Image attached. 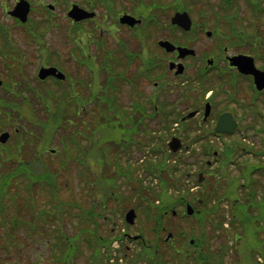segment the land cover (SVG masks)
Returning <instances> with one entry per match:
<instances>
[{
	"label": "rangeland",
	"instance_id": "obj_1",
	"mask_svg": "<svg viewBox=\"0 0 264 264\" xmlns=\"http://www.w3.org/2000/svg\"><path fill=\"white\" fill-rule=\"evenodd\" d=\"M165 8H167L166 11L169 14L163 10L164 13L161 14V18L164 17L163 21L166 20L168 15L173 13L171 4L166 3ZM202 11L203 10H199L198 8H192L193 15L195 18H199V20L202 18V16H206L204 11ZM219 12L224 13L222 10ZM1 13L2 11L0 10V18H2ZM163 32L164 26L161 24L158 26L148 27L143 31V33L152 36L150 37L149 42L154 46L160 36L161 38L167 37V31H165L164 34H161ZM158 34L161 35L157 37L156 35ZM137 37L141 39L140 34H137ZM19 41L20 42H17V45L23 51L25 60H27V62L23 64L25 70H22L25 74L20 72L16 81H12V89L8 87V94L6 88H0V134L2 132H8L12 135L13 139H17L18 135L13 134V131L16 127L23 126V128L31 131V134L29 133V135L24 134L25 140L30 139L32 142L36 143L37 141L39 142V140H41V135L44 140H42L38 149L35 144H33V146L36 147L35 152L29 153L28 151H25L22 153L23 155L8 152L9 146H2L5 145L9 139H7L4 144L0 143V175H2L4 172H7L11 167H17L19 162L22 163V160H25L24 158L29 160L30 165L27 168L30 169L27 171V175L32 177L34 176L33 178H30V180L37 179V183L31 188L33 190L32 196L31 194L25 195L27 196L25 199L30 201L32 200V203L34 205H38L39 207L35 209L37 212L33 211L32 214L27 211L23 212L22 214L18 213L19 211H17V208H23L20 202L21 200L18 201L19 198L17 196L14 197L13 201H8L5 197H2L3 195L7 196L8 191L6 193V189H1L2 187H8V183H10V191L15 192L14 186L12 185V180L8 181V178L6 179L5 177H0V197L2 199L5 198L1 204H5V209L3 208L4 215L2 211H0V264H67V251L71 256V260L69 259V261L72 264H87L89 262V259L87 258L91 253L90 249L96 248L93 244L89 245L88 247L83 246V244H85L83 242L84 235L86 237L90 235L93 237L95 235H102L105 236V238L112 239L124 232L122 230L124 227H127L128 233H131L132 235L137 234L140 227H143L141 229H145L146 217L144 211L146 210H143L145 205L139 201L138 195L133 194L132 199H129V182L132 178L142 177L149 186L152 185L156 187L159 182L154 180L153 175L147 171L146 168L148 167L149 160L156 162L155 159L157 158L154 156H149L151 159L145 158L141 162L140 156L143 153V149L135 147L134 144H128L127 146L125 145L126 142L129 143L131 140L129 137V132L126 133L128 135L127 137L122 138L114 136L116 134L111 135L113 131L121 132L122 127L120 126H122L123 122L117 123L116 128L110 127L103 130L98 121H96V123L86 126L83 129L84 131L81 130V132H84L86 136L84 140H82L81 136L78 137L83 150L82 155H78V159L83 161L79 162L77 160H73L72 157L74 156L75 151L68 149V144L63 145L65 142V135L67 133L74 132L72 129L73 126L68 127L66 119H71L72 121L78 122L82 115L81 105L83 107L85 105L87 115L90 114L93 117V115L96 114L97 107L94 105V102L97 101V99L99 100V97L103 94H99V88H101L100 85H102L101 81L103 80V75H96L98 81H95L96 84L93 87L91 86L93 90H89V87L78 89L79 85L75 84L77 90H71L69 92V95L73 97L75 101L70 99L66 100L65 98H68L67 96L62 99L60 98V93L62 90L66 92L65 90L69 89L67 83L71 77H73L72 83H76V81L79 80H84L85 82L90 81L91 76L83 74V72L79 74L74 73L76 68L75 65L69 64L65 61L64 57L61 58L60 56L59 58H61V63H63L62 61L65 62L63 64V67L66 68L65 71L71 74L66 78L64 83L62 82L58 84L57 82H54L51 84L48 82V85L41 87L33 78V71L36 67V59H33V55L30 52L33 51L32 46L29 45V47H27V45L21 42V40ZM58 41H61L59 34H53L51 44L55 50L61 45V43H58ZM141 43L142 42L137 38L129 36L127 45L130 50H136L137 52V50L140 51V48H142ZM207 43L208 42L206 41L205 44ZM54 55L55 54L53 53V56ZM56 56L57 54L55 57ZM139 62L140 60L137 59L135 65H133L135 69L138 67ZM57 63L59 64L60 62L58 61ZM134 68H129V70L133 71ZM0 71V79H3L8 83L9 77L7 76V73H5L4 70H1V68ZM12 75L13 77L16 76L15 74ZM90 82L92 83V80ZM171 82H174L173 84H175V82L180 84V80L172 79ZM173 84L170 86V89L173 88ZM19 85H23V88H16ZM152 87L153 85L150 83L147 85V89H145L141 84L143 93L145 91H151ZM17 89L19 91H16ZM121 89H123V93L119 97L116 107L118 109H127L126 106L129 102L128 99L132 93L128 86H123ZM12 92L14 93L13 95ZM79 92H82V97L85 99L83 101L85 103H83L80 99L82 97L79 95ZM26 93H29V95L39 99L40 104L36 102L31 103L27 98ZM94 93H96L95 96H93ZM169 94L170 95L168 96L173 98L175 95H178V92L177 90H172L169 92ZM87 102H90V104H86ZM58 104L63 105L61 114L63 113L62 117L64 120H61L60 126L58 128H54L53 131H51L52 122L47 121V119H50L51 113L56 109ZM70 105L77 108L78 115H75L77 110L74 112L71 111L72 107H69ZM185 105L186 104H183L180 108H178L184 111V109H186ZM106 108L108 112H110V115H113V112L108 107ZM44 113L48 116L44 117ZM115 114L118 115L116 112ZM17 115L21 119L18 118ZM120 115L119 118L123 120V115H121V117ZM155 123V120H148V129L153 127ZM78 128L80 127L78 126ZM129 128L132 129L133 126L129 124ZM136 130L137 133L134 134V141L140 136L141 126H139ZM36 135L38 137H36ZM168 139L169 138L166 140L168 141ZM166 140L163 137L161 142L163 148L165 146V142L167 143ZM250 140L256 142V139ZM214 143L216 144V147L217 145L220 146L218 142L215 141ZM257 144H259L258 141ZM51 149H54V152H51ZM146 150L147 148L145 151ZM171 157L174 158L173 156ZM196 157L198 156L191 157L192 159L188 161L190 164L183 166L182 168L179 167L180 170L178 172L183 173V176L180 175L177 177L175 175H171L170 182L171 184H177L178 180H182L181 183H178L180 184V191L183 193L185 198L191 200L195 194L199 199L203 196L204 201H206L209 199V190L214 187L215 190H218V192H216L219 193L218 197H213V200L209 199V202L205 206L202 205L200 209L202 208L207 213H211L215 221L222 220V214H227L226 211L230 209L228 206L230 204L226 201L219 203L218 200L226 197L227 195H230L232 200L238 198L239 186L236 183H227V181L224 180L220 181L219 179H213L210 183H207L206 186L199 185L196 187L195 178L198 174V171L200 170V161L202 160L203 162L206 159V156L203 157L201 154L195 161H193V158ZM237 157L240 158L239 155H237ZM129 158L131 159L129 160ZM247 158L249 161L253 160L249 156ZM242 159L244 158L238 159V162H241ZM129 162L132 164V166H135V168L132 170L130 180L129 176H127L126 179L127 173L125 171L129 170ZM183 168L187 170L186 173L183 172ZM232 168L233 167H231V169ZM261 178V183L264 184V176ZM216 181H219V186L215 185ZM46 182L48 184L51 183V186L56 184L58 197L61 200V204L64 206H62V212L57 214L58 218L56 217V219H51V222L48 218L47 221L49 222V225L43 229L44 225L40 223L42 220H40L38 216V211L42 209V206H46L48 208L49 203H47L45 199L46 195L51 191V187H47ZM114 185L117 186V188L114 189L115 193L113 194V197L117 198L118 200L116 203L112 202L111 204L110 200L107 199L111 196L106 194L110 190V187ZM135 185L139 184L135 183ZM145 187L147 188V186ZM171 193L173 194L172 197H167L165 195L163 196V203L170 207L176 205V209H182L181 207L177 208L178 204L180 203L177 199L179 198L177 191L175 193V191L173 192L172 189ZM260 193H262V191H260ZM107 202L109 207L108 211L103 207L104 205H107ZM130 207L135 208V210L137 209L136 207H138L139 211H136L137 218L134 222V226L129 228V224H127L124 220V215ZM65 209H67V211H65ZM52 213L56 215L55 209L52 210ZM31 218H35L37 227L39 223L42 227L41 233L38 231V228L33 233H30L33 236L32 240L26 237V232L29 231L28 224L23 226V221H29ZM17 219L21 220L22 223L20 227L23 228L16 230L18 232L16 234L17 238L15 241H13V243H10L9 237L15 234L14 231L10 230L9 228L13 226V220ZM10 220L12 221V225H10ZM210 221L211 219L208 222L209 228L211 227ZM182 223H185L184 231L186 235L191 234L199 236L197 228L192 229L190 227L192 224L193 226L196 225V219L189 218L182 221ZM164 225L172 228L171 231H173V227L175 226V224H173L168 218L164 220ZM149 227L153 228L156 226H153V224L150 223ZM204 230L208 233V235H211L210 229L204 227ZM233 230H236L237 232ZM243 231L246 233L244 236ZM248 231V228L247 230H243L239 227L231 229V226L228 231L221 230L219 233L214 235V238L213 236L210 238L213 252L219 248V245L224 246L228 244V242L230 243L232 237L239 238L238 245L235 244V241H231L233 244L232 248L227 251V254L223 257V261L227 264L237 259V264H252L254 258L252 257L249 259L246 258V256L249 257L251 255L252 247L255 244V241L253 236L249 235ZM173 232H176L175 229ZM150 233L151 232L148 234L146 232L145 234L143 232V235L147 240H151L154 236H151ZM67 236L72 239L70 240L71 244H76L79 242L81 247L83 246L82 248L84 250L81 252V255H77L80 253H76V251L72 249L74 244H72L69 248L65 246L63 241ZM36 238L37 241H35ZM241 238L244 239L241 241ZM128 244L129 251H127V253L129 256H131L134 253L136 247L130 242H128ZM233 246L234 248L241 247L239 260L238 257H236V252ZM190 250V253H192V249ZM243 250H245V252H243ZM112 253L117 254L115 251H112ZM112 264H116V262H113Z\"/></svg>",
	"mask_w": 264,
	"mask_h": 264
},
{
	"label": "flooded vegetation",
	"instance_id": "obj_2",
	"mask_svg": "<svg viewBox=\"0 0 264 264\" xmlns=\"http://www.w3.org/2000/svg\"><path fill=\"white\" fill-rule=\"evenodd\" d=\"M159 0H0V68L5 73L16 74L23 72L25 60L23 51L17 42H23L27 47L32 46L33 59H36L34 74L41 68L54 67L65 77H69L61 58L75 65L74 73L91 76L90 81L79 80L71 86L79 85L78 89L93 86L98 81L96 75L118 77L120 84L129 87V14L135 17L134 9L142 8L145 3ZM185 5L210 11L208 17L200 18V28L204 23L212 26L225 24L237 27L233 32L213 34L206 37L203 33L192 32V36L182 35L179 27H174L182 37L170 39L176 46H193L195 53L185 57L193 66L191 82L204 84L199 92L205 97L204 103L209 104V115L203 120V110L199 104L197 116L208 128V134L217 138H238L240 151L256 148L264 151V87L258 89L252 74L240 72L237 67L230 65L228 58L235 55H246L253 58L255 67L264 71V34L256 27L261 25L264 15L258 9L264 10V0H185ZM19 8L21 15L16 14ZM21 9V11H20ZM77 11L76 17L70 15ZM225 11L224 20H218L214 13ZM182 32V33H181ZM59 34L60 47L53 48L52 35ZM185 34V33H183ZM205 39L208 43H203ZM243 43V45H237ZM126 46V47H125ZM255 48V51L250 49ZM161 51V50H160ZM53 53L55 55L53 56ZM168 61L177 60V52L166 53ZM61 56V58H59ZM55 57V58H53ZM35 61V60H34ZM60 62L59 64L57 62ZM1 72V71H0ZM66 78L64 81H66ZM115 78V80H116ZM3 82L5 80L1 79ZM54 78L48 76L39 82H51ZM63 81V83H64ZM68 85V83H67ZM102 85H106L103 78ZM92 86V87H91ZM82 92L80 96L82 97ZM82 99H84L82 97ZM230 113L237 127L231 133H214V128L221 114ZM196 116V117H197ZM250 139H256L252 141ZM257 141L259 144H257ZM253 145V146H252ZM223 148L231 147L223 143ZM253 151L248 152L251 155ZM264 159V154H262ZM262 175L264 176V168ZM257 178H262L257 173ZM120 235L114 238L112 245L118 249L119 256L116 264H129L130 241L133 246H139V238H130L128 228L122 229Z\"/></svg>",
	"mask_w": 264,
	"mask_h": 264
},
{
	"label": "trees",
	"instance_id": "obj_3",
	"mask_svg": "<svg viewBox=\"0 0 264 264\" xmlns=\"http://www.w3.org/2000/svg\"><path fill=\"white\" fill-rule=\"evenodd\" d=\"M131 100L132 101H137V100H135V98H131ZM98 102H99L98 103V107H97V111L98 112H97V114L93 115V117H91V119H90L91 121L90 120H88V121L86 120L84 122H80V121L77 122V121H72L71 119L70 120H67L66 119V123H67L68 127L69 126H73L72 129L74 130L73 133H67L65 135V142L63 143V145L64 144H68V146H67L68 149H72L73 151L76 150L75 152L77 153L78 150L81 149V144L79 143V138L78 137L81 136L82 137V140H84L86 138L84 132H81V130H83L86 126H88V125H90L92 123H96V121H98V123L100 124V126L102 127L103 130H105V128H110V127L111 128H116L117 123L123 122L122 126H120V127H122L121 128V132L118 130L119 132H114L113 131V133H111V135L116 134L114 136H118V138L127 137L128 136L126 134L127 132L135 131L137 129L135 127L140 126V125L143 124V122L140 119L136 120V123H134L133 122V118H131V120H130V121H132V123L131 122L129 123V116H130V112H131V107L130 106H129V111L128 110H125L124 108H121V109H118V108L115 109L114 108L113 115H110V112H108V110L106 108V107H108L109 109L112 108V106L109 105V103H108V98H102ZM136 103H138V102H136ZM69 107H72V110H71L72 112H74L75 110H77V108L76 107H73L72 105H70ZM139 107H142V106L140 104H138L136 106L132 105L131 115H133V112L136 111V109H138ZM62 108H63V105L62 104H58L57 107H56V109L51 113L50 119L49 118L47 119V121L52 122V124H51V131H53L54 128H58L60 126L61 120H64L63 117H62L63 116V113L61 114ZM145 109H146L145 107H142V109H141V113L142 114H143V112H144ZM115 112L118 115H116ZM120 114L123 115V118H122L123 120H121L119 118V115ZM121 115H120V117H121ZM43 116L45 117V116H48V115L44 113ZM100 122H102V123H100ZM165 123H167V122H165ZM129 124L131 126H133L132 129L129 128ZM78 126L80 128H78ZM26 133L28 134V132H26ZM36 137H38V136L36 135ZM24 138H25V136H24ZM42 140H44V138H42V135H41V140H39V142L37 141L36 143L32 142L30 139L29 140H24V141H17L16 140L15 143L13 142L12 144H10L11 146H10L8 152H13L15 154L17 153L19 155H23L22 153H24L25 151H28L29 153L30 152H35L36 147L38 145L40 146ZM25 144H26V146H25ZM33 144H35L36 147L33 146ZM128 144L129 143H127V142L125 143L126 146ZM41 147H43V146H41ZM187 156L188 155H185L186 158H187ZM24 159L25 160H22L23 161L22 163L21 162L18 163L19 165H17V167H11L7 172H4V173H2V175H0L1 178L2 177H5L6 179L8 178L7 179L8 181H11L12 180V185L14 186V191H15V192H11L10 191V189H11L10 188V183H8V187H2V189H1V190L6 189V193L8 191L7 196L6 195H3L2 197H5L8 201H13L14 197L17 196L19 198L18 201L21 200L20 202H21V204L23 206V208H21V209L17 208V211H19L18 213L22 214L23 212L27 211V212H30V214H32V212L35 211V209H37L39 206L38 205H34L32 203V200L30 201V200L25 199L27 197L25 195L31 194V196H32L33 190L31 188L36 185L37 179L30 180V178H33L34 176L32 177V176H28L27 175V171L30 169V168H27V167H29V165H30L29 163L30 162L26 158H24ZM73 160H77V158H76L75 155L73 157ZM129 169H131L130 166H129ZM179 170H180V168L179 169H177L175 167L173 169L170 168V171L171 172H174L173 175H175L177 177H179L180 175H182L181 172H178ZM125 171L127 173L126 174V179H127V176H129V170H125ZM167 171H168L167 175L165 177H163V179H162V194H158L157 192L152 191L149 194L150 197L160 198V199L161 198L163 199V196L164 195L167 196V197H169V196L172 197L173 194H169L168 193L169 188L175 187V185L178 188L180 187V184H178V183H180L182 180H178V183H177L178 185L176 183L171 184V182H170L171 181V175L169 174V170H167ZM218 176L219 175H217V176L214 175L213 178H211L209 182L208 181L205 182L204 186H206L207 183H210L213 179H217L218 180L219 179ZM46 184H47V187L48 186L51 187V191L46 195V199H45V201L47 203H49V204H48V208L46 206H42V209L38 211V216L41 219H43L45 217L46 218H51V219L52 218L56 219V217L58 218L57 214L62 212V206H64V205L61 204V200L58 197V194H57L58 191H57L56 184L54 186H51L50 185L51 183L48 184L46 182ZM215 185L216 186H219L217 183H215ZM115 188H117V186H115V185L114 186H111L110 187V190L108 191V193L106 195L113 196V194L115 193V190H114ZM137 189H138V192H137ZM143 190H144V188H138L137 185H130L129 186V194H130V196H129L130 198L129 199H132L133 194L138 195V193H140V192L143 193L144 192ZM173 191H175V190L173 189ZM209 192L210 193L208 195V198L209 199H212V200H213V197H218V195H219V193H216V192H218V190H215L214 187L211 188L209 190ZM175 193H176V191H175ZM177 195H178V193H177ZM5 198L2 199L0 197V211H2L3 215H4V209H5L4 206H5V204H3V205H1V204L5 200ZM201 198L203 199V196ZM107 199H109V198H107ZM177 199L179 200V202H181L182 200L183 201L185 200L183 198V196L180 197V199L179 198H177ZM209 199H207L206 201H204V199H203L204 205H206L209 202ZM110 202L112 204V202H115V200H110ZM249 202L252 204L251 200H244L242 203L236 205L235 210L236 211L242 210L243 207H241V206H244L245 204H247ZM71 207H70V209H71ZM103 207H104L105 210L108 211L109 210L108 202H107V205H104ZM157 208H158V211H160L159 213H161V215H162V211H164L166 209L165 211L169 212V209L170 208H173V207L167 206L166 204L163 203L162 206L159 204V206H157ZM53 209H55L56 215L54 213H52V210ZM147 209H148V207H147ZM161 209H163V210H161ZM65 211H67V209H65ZM35 212H37V211H35ZM211 215L212 214L207 213L206 211H204L202 213V215H200V219L201 220H204V219H207V218L210 217L214 221V217H213V215L211 217ZM53 216H55V217H53ZM51 219H49V220H51ZM243 220L246 223H249L250 224V223L253 222L254 219L252 217H247V218H245ZM13 221H14L13 222L14 224L9 229L12 230V231H14V234L15 235H11V237H9L10 243H13V241H15V239L17 238L16 234L18 232L16 230L19 229L17 227L18 226H21V223H22L21 220H18V219L17 220H13ZM35 221H36L35 218H31V220H29V221H23V226H25V225L28 224V227H29V231H27V234H30L29 233L30 231H32L33 229H36V222ZM10 225H12V221L11 220H10ZM45 227H46V225H45ZM22 228L23 227H21V229ZM27 234H26V237H30ZM92 239H93V236L90 235V238L88 240H83V241L85 243H87L88 245H91V243H93V240ZM70 240H72V239L69 238L68 245L66 246L67 248L70 247L69 246L71 244L70 243ZM72 244H74V243H72ZM17 245H19V244H17ZM72 249L77 252L78 251V246L77 245H74ZM66 258H68V260H66L67 264H71L70 261H69V259L71 258V256H70V254H69L68 251H67V257Z\"/></svg>",
	"mask_w": 264,
	"mask_h": 264
},
{
	"label": "water",
	"instance_id": "obj_4",
	"mask_svg": "<svg viewBox=\"0 0 264 264\" xmlns=\"http://www.w3.org/2000/svg\"><path fill=\"white\" fill-rule=\"evenodd\" d=\"M178 18V17H177ZM47 74H54V70H43V72L40 74L41 77L46 76ZM57 77L62 78L61 74H56ZM8 138V133H2L0 135V141L5 142ZM169 146L173 151H176L180 147V143L177 139H172V141L169 143ZM201 176V175H200ZM192 208L190 206L187 207V212L192 213ZM135 218V213L133 210H129L126 214V221L130 224L133 223V220Z\"/></svg>",
	"mask_w": 264,
	"mask_h": 264
}]
</instances>
